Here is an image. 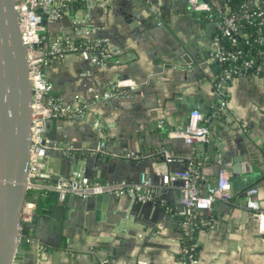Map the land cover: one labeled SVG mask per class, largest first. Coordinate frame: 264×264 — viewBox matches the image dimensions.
Listing matches in <instances>:
<instances>
[{
  "label": "crops",
  "instance_id": "obj_1",
  "mask_svg": "<svg viewBox=\"0 0 264 264\" xmlns=\"http://www.w3.org/2000/svg\"><path fill=\"white\" fill-rule=\"evenodd\" d=\"M80 2L72 5L92 30L88 38H105L114 51L104 58L106 65L94 64L77 48L67 17L46 21L45 46L56 35L68 42L62 54L44 65V76L64 102L88 106L80 118L47 122L45 168L54 178L67 177L81 165L92 180L129 183L138 182L143 173L151 178L153 193L144 201L127 195L106 201L68 195L59 201L53 191L16 264H135L137 259L182 264L181 181L160 184L159 173L183 168L191 160L199 162L201 190L225 168L232 192L228 201L215 200L209 210L197 211L199 264H264V232L244 198L246 189L255 188L253 198L264 210V79L256 74L233 77L225 107L218 109L220 64L208 54L215 19L192 10L186 0ZM210 2L216 11L218 3ZM113 80L123 83L119 95L96 99ZM199 103L214 109L209 124L204 121L213 150L208 143L194 147L168 134L184 126ZM95 119L101 129L94 126ZM100 140L105 145L97 150ZM66 144L73 150L65 154L59 148ZM128 152L133 156L127 157ZM167 156L181 162H167ZM39 191L31 189L29 197L37 199ZM207 219L210 226L203 223Z\"/></svg>",
  "mask_w": 264,
  "mask_h": 264
},
{
  "label": "built area",
  "instance_id": "obj_2",
  "mask_svg": "<svg viewBox=\"0 0 264 264\" xmlns=\"http://www.w3.org/2000/svg\"><path fill=\"white\" fill-rule=\"evenodd\" d=\"M18 15L21 39L26 48L28 76L31 86V145L26 177V189H38L41 194L45 191H54L59 201L68 195L87 198L102 193L116 196L130 195L139 200H148L152 197V180L149 176L141 174L140 180L135 183L126 181H101L90 179L79 165L67 176L53 177L45 168L43 158L48 149V140L45 136L47 122L52 118L70 117L80 118L88 106L86 102L77 105L66 103L53 93V86L44 76L43 68L49 60L62 54L66 49L68 40L62 35L44 45L46 26L42 23L53 21L65 14L69 15L74 26L76 36L79 38L77 48L81 54L88 56L92 63L104 66L107 58L114 49H111L105 38H88L91 29L82 24V16L70 8L73 0H14ZM194 11L207 13L216 20V31L210 41L209 58L220 64V71L215 81V90L220 100L218 109L226 104V88L229 81L236 76L256 74L264 79V0H247L233 11L227 4L217 2L216 11L213 10L211 0H186ZM216 3L217 0H212ZM250 29V30H247ZM99 54L101 56H99ZM121 81H110L109 87L102 94H96V99H108L119 95L118 87ZM133 83L125 85L132 86ZM204 116L198 109H193L188 115L184 126L168 130L171 137H180L194 147L203 146L211 142V134L204 124ZM96 128L101 129L98 119L93 121ZM104 140H100L96 149L102 150ZM63 153L73 150L72 145L66 144L59 148ZM127 157L133 156L128 152ZM167 162H181L174 156H167ZM199 162L191 160L183 168L167 170L159 173V183L167 184L179 179V226L181 229L182 264H199L194 234L200 222L197 219L199 209L209 210L215 200L228 201L232 196L229 185V175L225 168H220L213 183L207 184L204 190L198 187ZM255 188H248L244 198L246 205L251 209L252 215L258 220L260 232H264V210L260 209L253 198ZM36 201L26 198L21 208V226L19 241H32L30 229L35 219ZM203 223L211 225L209 219ZM28 227V232L22 231ZM17 262H13L16 264ZM106 264V261H100ZM146 261L137 259L135 264H145Z\"/></svg>",
  "mask_w": 264,
  "mask_h": 264
},
{
  "label": "water",
  "instance_id": "obj_3",
  "mask_svg": "<svg viewBox=\"0 0 264 264\" xmlns=\"http://www.w3.org/2000/svg\"><path fill=\"white\" fill-rule=\"evenodd\" d=\"M70 8L74 9L73 5ZM63 16L70 20L68 14ZM158 19L160 24H166L161 17ZM42 23L46 25L45 18ZM31 101L26 48L20 35L15 1L0 0V264L21 261L23 247L28 246L26 241H19V236L21 208L28 191ZM195 108L203 113L208 125L213 107L199 103L191 109ZM214 147L212 143L207 144V148L213 150ZM110 196L116 195L102 193L87 198L106 201ZM22 231L27 233L28 227L24 226Z\"/></svg>",
  "mask_w": 264,
  "mask_h": 264
},
{
  "label": "trees",
  "instance_id": "obj_4",
  "mask_svg": "<svg viewBox=\"0 0 264 264\" xmlns=\"http://www.w3.org/2000/svg\"><path fill=\"white\" fill-rule=\"evenodd\" d=\"M216 2H220L223 5L227 4L230 7V9H232L233 11H237L240 5L243 3H246L247 0H217ZM72 3L78 6L81 2L80 0H73ZM247 30H250V29H247ZM75 41L77 43L79 41V38H77ZM29 194H30V190L27 191L26 198H31L29 197ZM40 194H41V191H39L37 199L35 198V201H36L35 219L38 215H41L45 212V210L49 206V203H50L49 200L52 199L51 196H54L55 193L53 191H45L44 193L46 194L45 198H40Z\"/></svg>",
  "mask_w": 264,
  "mask_h": 264
}]
</instances>
